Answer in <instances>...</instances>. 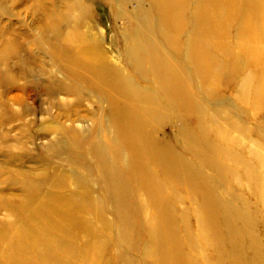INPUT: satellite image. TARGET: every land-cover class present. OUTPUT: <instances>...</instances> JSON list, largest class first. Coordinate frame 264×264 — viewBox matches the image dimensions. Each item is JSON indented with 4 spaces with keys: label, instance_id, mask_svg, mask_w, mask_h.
Returning a JSON list of instances; mask_svg holds the SVG:
<instances>
[{
    "label": "rangeland",
    "instance_id": "rangeland-1",
    "mask_svg": "<svg viewBox=\"0 0 264 264\" xmlns=\"http://www.w3.org/2000/svg\"><path fill=\"white\" fill-rule=\"evenodd\" d=\"M178 2L184 3L187 28L190 13L198 5L204 13L207 1ZM141 4L149 11L148 23L156 28V41L173 63V24L164 13L160 17L152 10L150 0H0V264H154L165 251H177L187 258L192 248L196 259L191 264H216L219 245L208 232L199 234L206 231L196 216L203 202L199 185L184 181L187 174L181 168L177 180L168 161L151 158L146 146L155 155L159 149H171L190 168L200 170V175L209 174L218 198L231 201L233 210L246 215L237 229L248 227L243 231L251 236L257 255L250 261H237L239 254L231 260L222 251L223 264L230 260L264 264V101L258 99L253 105L251 97L237 89L238 73L250 71L251 64L238 59L240 25L224 22L227 10L223 16L218 14L216 23L218 43L223 40L225 45L222 50L213 44V16L208 14L211 32L202 52L211 62L217 61L216 77L208 85L201 87L194 75L197 48L188 42L190 32L176 40L178 45L186 44L185 58L177 61L193 74L194 93L210 108L209 126L201 135L210 142L219 173L191 155L176 138L180 123L174 111L148 119L141 128L136 126L144 142L141 138L128 145L121 127L112 122L117 116L115 108L86 74L87 68L69 64L71 56L89 51L103 73L119 71L123 82L139 94L153 92L152 74L148 78L140 75L127 61L124 49L134 47L133 14ZM223 24L227 30L221 40ZM165 26L170 43H166ZM230 54L233 64L228 60ZM213 68L209 64L211 73ZM111 96L121 99L118 94ZM157 97L163 100L159 91ZM126 117L120 113L123 122ZM184 123L181 135L195 127L192 114L188 113ZM224 126L230 130L220 136L219 128ZM101 155L105 179L99 173ZM87 201L94 202L95 209L83 208ZM167 220L174 225L166 224ZM52 223L70 233L51 235L46 245L52 248L35 253L31 241L35 230ZM163 228L173 229L178 237L162 239ZM210 229L215 235L217 230L211 225ZM23 240L32 242L30 259L9 257L6 252H14L16 242Z\"/></svg>",
    "mask_w": 264,
    "mask_h": 264
},
{
    "label": "bare ground",
    "instance_id": "bare-ground-1",
    "mask_svg": "<svg viewBox=\"0 0 264 264\" xmlns=\"http://www.w3.org/2000/svg\"><path fill=\"white\" fill-rule=\"evenodd\" d=\"M204 1H207L203 4L206 7L205 12L203 13L200 5H198L195 12L190 13L191 15L188 17L190 24L186 28L184 3H179L178 0H150L152 10H154L160 17L164 13L163 16L166 17V21L169 19L173 24V43L174 48L176 49L171 53L174 56V59H176L173 63H170L171 61L169 60L170 56L168 51L162 50L160 43L156 41V28L150 26L147 21L149 11H146V7L141 4L138 10L134 14L132 13L134 17L136 16L134 24L131 27V35L133 38L132 45L134 47L132 48L131 45L130 48L132 49H129L128 47L125 48V46H123L127 54V61L135 67L137 71H141L142 74L140 75L148 78L150 73L152 74L151 79L153 81L154 91L151 93L146 92L145 94H139L133 88L127 86L125 81L123 82L124 77L119 71H116L113 75L103 73L101 67H97L95 66L96 64L93 63L95 54L89 51L82 50V53H85V55H82L81 53V55L77 54L75 57L71 56L69 64L70 66H73L74 64L75 66L81 65L83 68L84 66L87 68L85 70L86 74L102 89L108 101L111 102L112 107L115 108L117 116H113L112 122L118 124V127H121L119 130L122 135H124L125 142L128 145H131L138 139L141 141V130L139 133L135 129L136 126L141 128L146 124L148 119L155 118L157 115H160L165 111H174L176 113V119H178L180 123L178 127L180 129L179 136L176 138L183 141L186 147L190 150L191 155L196 156L207 166L214 169L216 173H219L218 170H216L218 168H216L217 159L211 155L209 150L211 147L210 142L201 135L203 128L205 129L209 126L207 120L210 108H208V104L203 102L202 99H197L191 81L193 74L188 72L187 69H184L185 67H180L177 59L184 57V46L186 44L178 45L176 40L178 38H184L186 34L190 32L189 36H186L187 39H189L188 42L191 44L194 42L197 48V52L193 53L196 65L194 75L199 79L201 87L204 84L208 85L210 79L215 78L217 74L215 72L217 67L216 59H212L211 62L210 57H207L202 52L204 49L203 45L207 41V33L211 32L208 30L210 25L208 14L209 12H212L213 16V44L215 45V48H220L222 50L225 46L222 39H225L226 37L227 28H225V25L223 24L220 35L222 41L219 44V29H217L216 23L218 21V14L227 10L228 17H225L224 22L233 21L234 23L235 21L238 23L237 26L240 25L239 30L237 29L239 31V36H241V40L236 46L238 59L244 60L247 64L248 62L251 64V66H249L250 71H240L238 73L236 77L237 89L239 87L240 91H242L241 93L244 92L249 95L253 100V105L254 103L256 104V100L258 99L264 101V0ZM145 12L147 13L143 18V13ZM223 15L224 13L222 16ZM179 21L181 22L180 26L177 25V22ZM193 22L196 24H193ZM191 26L192 28H190ZM187 29L190 30L187 31ZM164 32L166 43H170L169 41L172 39H170V32H168L166 26ZM143 52L144 54L141 55ZM229 56V63L233 64V56L231 54ZM62 59L64 60V58ZM66 61H68V59H66ZM209 64H213V67H215L213 68V73L209 71ZM214 74L215 76H213ZM158 91L163 95V100H160L159 97H157ZM114 94H118L121 99L118 100L111 98V95ZM159 101L162 102L160 103ZM120 113L127 115L124 122L120 119ZM188 113L192 114V117H194L195 127L190 131L188 130L184 135H181L180 133L185 130L184 121L188 116ZM229 130L230 128L226 126L219 128L220 136ZM194 133L197 136H195ZM219 138L222 139V137ZM143 139L144 138H142V140ZM144 149L149 153L148 155L151 158L157 159V161L164 158L165 161H168V164L172 166V175L174 174L177 180H180L178 172L180 171L179 168H181V172L187 174L184 181L199 185L198 188L200 189V195L203 198V202L198 205L201 211L198 210L197 212L200 213V215L196 216L198 217L201 229L206 227V231H202L199 234L204 236L208 232V235L212 237L211 240L219 245L220 250H218L216 264H223L226 262L222 255V251L227 257H230L231 260L232 258L238 257L237 254L240 255V258H235L237 261L243 260L244 258L248 261L252 258L255 259L257 252L253 249L254 244L251 240V236L248 232L243 231L244 228L248 229V227L245 226L241 229L242 231L240 230L239 232L237 229V224L245 221L246 215H242L243 212L237 210V208H234L233 210L232 207L235 205L231 201H225L224 199L218 198V194L215 191L217 188L214 185L212 186V179L209 174L206 176V172H203V175H200V170L195 167H191V169L188 164H185L187 163L186 161L181 160L183 157L171 152V149H169V151H167L166 148H163L162 150L159 149L157 150L156 155L153 153L152 147L146 146ZM144 149L142 148L138 152ZM103 158V155L99 156L100 161L98 163L101 179H105L106 174ZM187 167L190 171L186 169ZM136 174L142 178L141 170L138 168L136 169ZM195 187L197 188V186ZM262 188L264 190V184ZM113 205L118 206L119 203H113ZM82 206L83 208L95 209L96 204L87 201L85 204H82ZM201 212H203V216L201 215ZM212 215H214L213 219ZM233 215H235V217ZM65 217L67 219L68 216L65 215ZM162 221L164 223V218ZM168 223L169 225H174L172 220H167L166 224ZM210 225L217 230L215 235L211 233ZM65 229L66 228L63 225H58L57 223L47 225L42 224L40 227L38 226L33 235L34 240H31L34 241L37 248L35 253H39L40 250L47 251L46 248H52L46 245L49 241L48 237L55 235V233H58L61 236L66 233L69 234L70 232ZM171 230L163 228V231H161L162 236L160 237L162 239L164 237L177 238L178 234ZM242 241H244V243H242ZM196 242L197 240L195 239V245ZM16 244L14 252L11 253L7 250L8 252L6 253H10L9 257L17 258L21 255L26 256L27 258L29 257L30 259L34 250L33 247H31L32 242H30L29 245L23 240L17 241ZM241 245H245L246 247H242ZM192 249V253L189 254V257L187 258L184 256L181 258L177 254V251H165L161 256H158L155 259L157 260V263L154 262V264H191L192 261L196 259L194 248ZM226 250H228L227 253ZM2 251L5 252L4 250ZM171 254L175 255L172 256ZM198 259L200 258L198 257ZM231 260L229 261L230 264H240L239 262Z\"/></svg>",
    "mask_w": 264,
    "mask_h": 264
}]
</instances>
